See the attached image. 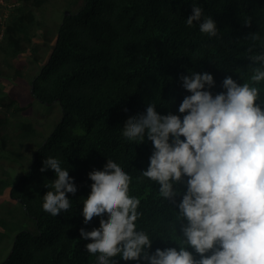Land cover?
I'll list each match as a JSON object with an SVG mask.
<instances>
[{
	"label": "trees",
	"instance_id": "obj_1",
	"mask_svg": "<svg viewBox=\"0 0 264 264\" xmlns=\"http://www.w3.org/2000/svg\"><path fill=\"white\" fill-rule=\"evenodd\" d=\"M11 1L0 24V197L8 192L10 199L0 202V264H97L99 254L86 251L91 240L80 229L98 228L99 218L85 224L82 208L93 183L88 174L108 159L131 177L129 195L140 200L137 229L152 238L150 251L186 246L178 209L142 176L151 142L146 135L142 144L130 142L123 128L149 103L161 115H182L179 105L191 95L182 75L211 74L214 95L225 91L229 75L250 82L258 65L249 56L264 52V0ZM193 6L216 22V37L201 33L202 21L187 24ZM254 86L264 101V82ZM34 101L58 102L61 115L50 132L23 116ZM48 157L61 161L77 188L67 194L70 209L58 216L42 208L45 185L55 178L40 171Z\"/></svg>",
	"mask_w": 264,
	"mask_h": 264
},
{
	"label": "clouds",
	"instance_id": "obj_2",
	"mask_svg": "<svg viewBox=\"0 0 264 264\" xmlns=\"http://www.w3.org/2000/svg\"><path fill=\"white\" fill-rule=\"evenodd\" d=\"M10 6L4 8L1 25ZM68 15L66 10L64 16ZM194 21H202L201 33L217 36L216 22L205 16L201 7L193 6L186 20L189 26ZM252 39L259 36L252 34ZM49 59L47 56L45 62ZM249 60L258 65L253 67L250 82L239 83L229 75L223 80L225 91L215 95L210 90L214 84L211 74L182 75V86L191 93L179 105L182 115H161L156 105L149 103L145 113L127 119L122 135L137 144L144 143L146 135L153 146L142 176L157 183L160 196L178 209L176 221L186 246L150 251L152 238L137 229L140 200L129 195L131 177L108 159L103 170L88 174L93 183L82 208L85 224L99 218L98 228L80 229L81 237L91 240L86 251L99 254L97 264H116L113 258L117 256L146 264H264V101L258 102L260 90L254 86L264 82V52L250 55ZM29 63L28 58L25 64ZM39 68L36 66L34 76L40 73ZM2 86L9 89L6 83ZM35 103L47 108L58 105L60 110L58 102L39 101H34L31 109ZM29 110L23 116L34 121L26 115ZM60 115L61 110L57 116L34 121L40 126L34 125L53 127ZM42 165L41 172L52 170L55 174L45 185L49 190L42 208L58 216L70 209L67 194L75 195L77 188L59 159L45 158ZM177 185H183V190Z\"/></svg>",
	"mask_w": 264,
	"mask_h": 264
},
{
	"label": "rangeland",
	"instance_id": "obj_3",
	"mask_svg": "<svg viewBox=\"0 0 264 264\" xmlns=\"http://www.w3.org/2000/svg\"><path fill=\"white\" fill-rule=\"evenodd\" d=\"M12 4V1L10 0H0V21L3 20L4 16H5V6H9ZM26 63H28V59L26 58ZM30 65V63L28 64ZM29 113H27L26 115L29 116L30 118H32L34 121L38 120L39 122H42L45 118H47L50 115H55L57 116L58 114H60V110L58 105H54L53 107H45L42 104L39 103H35L33 108L31 110L28 111ZM53 118H51L49 121V123H52ZM34 121H32L33 123H35ZM37 126H40L39 124L35 123ZM52 127H46L45 130L46 132H50ZM7 201L8 200V194L6 193L5 195L0 197V202L1 201ZM11 203H13L11 201ZM1 246L2 244L0 243V250H1Z\"/></svg>",
	"mask_w": 264,
	"mask_h": 264
}]
</instances>
